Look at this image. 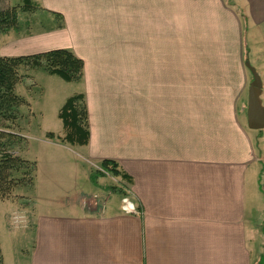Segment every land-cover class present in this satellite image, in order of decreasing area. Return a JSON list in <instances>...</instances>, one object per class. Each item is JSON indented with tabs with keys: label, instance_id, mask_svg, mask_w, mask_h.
Wrapping results in <instances>:
<instances>
[{
	"label": "crops",
	"instance_id": "obj_1",
	"mask_svg": "<svg viewBox=\"0 0 264 264\" xmlns=\"http://www.w3.org/2000/svg\"><path fill=\"white\" fill-rule=\"evenodd\" d=\"M36 1L61 14L64 27L11 40L0 55L64 47L81 57L89 137L71 149L61 120L62 133L43 129L54 142L27 148L37 165L30 194L0 201L4 232L20 247L10 264H259L264 129L247 123L243 58L234 72L176 73L171 56L104 52L107 42L126 45L128 14L140 19L142 37L145 29L153 37L154 17L173 13L170 0ZM204 1L229 11L222 0ZM243 1L242 16L264 19V0ZM103 159L116 160L128 179L92 178ZM125 191L141 214L122 211ZM17 212L15 223L10 215Z\"/></svg>",
	"mask_w": 264,
	"mask_h": 264
},
{
	"label": "rangeland",
	"instance_id": "obj_2",
	"mask_svg": "<svg viewBox=\"0 0 264 264\" xmlns=\"http://www.w3.org/2000/svg\"><path fill=\"white\" fill-rule=\"evenodd\" d=\"M239 1L244 2L243 0H222V5L229 9L226 11L219 9L220 4L215 2H213L214 6L207 5L206 7L204 0H170L169 7L171 4L173 5V13L154 17L156 33H153V37L148 34L150 31L146 32L147 29H145L142 37L139 32L140 19L136 21L137 17L128 14L126 45L121 43L119 47H112L110 42H107L108 47L104 52L108 55H125L128 57L141 55L142 51L143 56L150 54L171 56L174 59V71L176 73L234 72L238 68L236 58L242 57L244 60L243 67L248 74L249 85L253 80V75L246 66L247 60L260 74L263 83L264 19L256 22L254 18L249 20L250 17L242 16L243 11H240ZM22 4L23 0L0 1L2 7ZM130 11L128 9V13ZM159 11L165 10L160 8ZM20 22L21 31L10 30L6 34H0V49L11 40H14V43L26 39L28 41L32 37L44 34V32L61 29L57 26L66 23L63 16H55L53 11L44 9L42 6L21 12ZM143 24H146L145 21ZM50 40L63 42V38L56 35H51ZM140 46H144V48L140 49ZM223 60L228 61L227 64L223 63ZM20 73L21 79L16 86V92L23 98V104L18 117L7 123L11 125L13 130L22 135L20 139L14 140L13 149L21 157L28 159L26 152H28L30 145L38 147L43 141L54 142L47 140L44 136L47 132L44 133L43 129H50L55 133L63 132L58 110L68 96L83 92L84 87L82 86L83 82H66L58 75L48 73L43 66L37 68L23 67ZM66 132H63L62 140ZM67 145L73 150H79L70 142ZM259 145L261 148L264 147V139L259 142ZM106 176L111 184L118 183L117 177L108 174ZM31 190V183L28 185L21 183V185L13 188L9 197L0 199V201L21 199L24 195H29ZM128 195L132 198L130 193ZM133 201L136 202L134 199ZM10 216L13 222L19 221L18 212ZM5 224V209L1 207L0 241L3 245L7 264H10V259L14 258V249L20 247L12 248L11 241L5 233ZM21 248L26 249L27 245Z\"/></svg>",
	"mask_w": 264,
	"mask_h": 264
},
{
	"label": "trees",
	"instance_id": "obj_3",
	"mask_svg": "<svg viewBox=\"0 0 264 264\" xmlns=\"http://www.w3.org/2000/svg\"><path fill=\"white\" fill-rule=\"evenodd\" d=\"M1 1V0H0ZM39 8L36 0H23L22 5L2 7L0 5V34H6L10 30L21 31V12ZM55 16L61 14L54 13ZM64 23L57 27L62 28ZM20 29V30H19ZM43 66L48 73L58 75L66 82L79 83L84 77V60L69 48H53L47 51L32 54L0 55V199L9 197L14 187L34 182L37 165L35 161L21 157L14 149L13 142L22 136L11 128L8 121L18 117L23 98L16 92V86L21 79L23 67ZM59 117L63 122L66 132L65 139L72 144H86L89 137L88 109L83 92L71 95L59 111ZM50 137L55 134L50 132ZM102 170L92 173V178L100 174H108L114 177L120 176L128 179L126 173L120 170L119 164L113 159L100 161ZM115 189H120L114 186ZM126 193V191H125ZM124 193V194H125ZM3 255L0 246V264ZM259 264H264V254Z\"/></svg>",
	"mask_w": 264,
	"mask_h": 264
},
{
	"label": "water",
	"instance_id": "obj_4",
	"mask_svg": "<svg viewBox=\"0 0 264 264\" xmlns=\"http://www.w3.org/2000/svg\"><path fill=\"white\" fill-rule=\"evenodd\" d=\"M246 66L253 75L248 90L247 123L251 129L262 130L264 129L263 83L260 74L250 64L249 60L246 61Z\"/></svg>",
	"mask_w": 264,
	"mask_h": 264
},
{
	"label": "built area",
	"instance_id": "obj_5",
	"mask_svg": "<svg viewBox=\"0 0 264 264\" xmlns=\"http://www.w3.org/2000/svg\"><path fill=\"white\" fill-rule=\"evenodd\" d=\"M262 185L264 188V169L262 173ZM129 193L125 194L122 198L121 208L122 211L128 214H141L143 210L138 206L136 202L128 195Z\"/></svg>",
	"mask_w": 264,
	"mask_h": 264
}]
</instances>
